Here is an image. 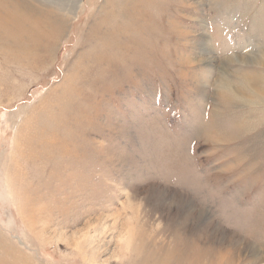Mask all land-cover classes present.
I'll return each mask as SVG.
<instances>
[{"label": "rangeland", "instance_id": "rangeland-1", "mask_svg": "<svg viewBox=\"0 0 264 264\" xmlns=\"http://www.w3.org/2000/svg\"><path fill=\"white\" fill-rule=\"evenodd\" d=\"M0 264H264V0H0Z\"/></svg>", "mask_w": 264, "mask_h": 264}, {"label": "bare ground", "instance_id": "bare-ground-1", "mask_svg": "<svg viewBox=\"0 0 264 264\" xmlns=\"http://www.w3.org/2000/svg\"><path fill=\"white\" fill-rule=\"evenodd\" d=\"M123 18H124V17H123ZM116 25H117V24H116ZM119 26H120V25H119ZM121 26H122V25H121ZM118 29H119V28H118ZM122 29H123V27H122ZM122 29H121V30H122ZM121 30L119 29V31H121ZM115 32H116V31H115ZM119 33H120V32H119ZM224 85H225V84H224ZM238 89H239V88H238ZM223 93H224V92H223ZM223 93H222V94H223Z\"/></svg>", "mask_w": 264, "mask_h": 264}]
</instances>
